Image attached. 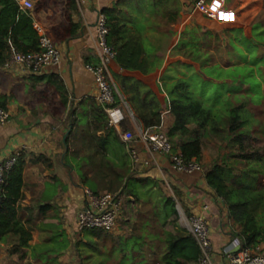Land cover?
<instances>
[{
	"label": "rangeland",
	"instance_id": "obj_1",
	"mask_svg": "<svg viewBox=\"0 0 264 264\" xmlns=\"http://www.w3.org/2000/svg\"><path fill=\"white\" fill-rule=\"evenodd\" d=\"M223 3L237 13L235 23H218L203 12L189 15L185 7L181 9L174 1V28H156V22L160 21L158 16L149 17L150 28H128V34H132L144 46L145 72H131L124 77H114L111 70L110 73L118 94L138 126L142 127V117L152 118V112L159 108L160 123L152 128L167 134L173 123L168 108L174 99H193L210 109L215 124L207 126L209 131L199 129L197 132L202 141L199 163L206 170L214 163H220L232 169L231 175L234 177L243 173L245 180L249 178L251 182L255 181L253 185L256 186L251 190V210L264 230L263 166L235 157L237 146L233 144L238 132L245 134L241 138L246 144L264 142V0H223ZM179 25L182 28H177ZM194 25L199 28H186ZM183 90L186 91L185 95H181ZM239 104L242 106L239 109L241 118L247 123L236 133H229V109ZM75 116L82 127L79 132L75 127L71 132L68 152L63 154L62 162L68 166L71 181L97 192H120L125 212L131 202L127 198L133 195L135 201L129 214L123 213L119 221V228L125 229L122 237H108L95 231H83L75 237L74 234L66 237L60 232L55 239H40L41 246L36 249L37 255L40 254L39 262L31 260L27 256L28 251L23 257H20L22 252L11 253V246L0 264H149L141 254L134 253L136 257L130 262L127 255L118 252L117 246L121 242L118 240L131 234L139 236L141 248L150 252L146 258L150 260L155 256L152 249L156 248L158 236L164 230L163 204L167 197L174 199L172 191L164 182L142 178L132 172L126 147H121L119 131L123 127L109 132L105 150H101L97 140L88 132L85 115L77 111ZM124 123L125 129L132 128L129 118ZM69 124L66 118L63 125L58 127V132L54 131L52 135L56 134L61 140ZM188 126L195 127L193 123ZM213 126L217 131L210 130ZM187 138L178 133L169 137L174 150H178V145ZM61 148L66 147L62 144ZM254 166L255 176H251L248 173ZM256 189L261 190L260 196H254L258 193ZM123 216L152 217L154 220L158 218V221L153 226L134 225L131 226L132 230H128L122 221ZM168 219L165 229H171L172 224L185 228L179 215L175 222L171 221L174 216ZM144 229L149 232L145 230V233ZM150 239L156 246L146 245V240ZM62 242L66 244L60 252L43 254L44 248H61ZM262 243L258 246L264 253Z\"/></svg>",
	"mask_w": 264,
	"mask_h": 264
},
{
	"label": "crops",
	"instance_id": "obj_2",
	"mask_svg": "<svg viewBox=\"0 0 264 264\" xmlns=\"http://www.w3.org/2000/svg\"><path fill=\"white\" fill-rule=\"evenodd\" d=\"M174 1L178 2L181 9L185 7L189 15L202 14L197 7L200 0H87L80 9L72 11V19L79 25L77 34L68 41L56 43L61 52L60 63L47 67L44 74L56 73L62 78L69 90L70 109L75 108L84 114L86 125H90V106L97 93L93 76L85 69V64L97 63L94 24L98 13L115 8L113 15L120 24L125 25L126 34L134 37L128 34V28H150L149 17L153 16L160 17L156 28H174ZM55 2L50 8L35 15L34 27L39 34L45 33L50 22L62 17L65 0ZM177 28H182V25ZM141 46L144 49L142 44ZM111 67L122 72L114 62ZM32 76L0 66V101H5L10 113L8 120L0 123V162L4 163L12 156L21 157L23 162L21 196L16 206L20 222L31 233L29 247L20 252L23 255L28 251L27 256L30 258L32 248L41 246L40 239H55L60 232L66 237L79 234L73 224V217L81 204L80 187L84 186L71 181L68 166L62 162L65 148L61 147L64 145L65 134L61 140L56 134L52 135L54 131L58 132V127L63 125L67 114L60 119L54 118L47 113L44 103L35 101L43 83L35 81ZM74 127L79 132L82 125L75 124ZM154 158L159 167L150 165L142 170L133 169L132 172L142 178L164 182L175 192L173 196L181 203L186 214L203 217L210 231L214 264H227L228 255L241 246L239 239L234 236L240 226L228 216L223 200L207 184L204 178L206 169L203 172L178 173L171 170L167 156L156 155ZM132 196L127 198L131 202H127L130 207L127 212L123 210L124 215H128L133 206L135 200ZM123 219L128 230H132L131 226L134 225L153 226L158 221V218L144 219L139 216H123ZM263 245L262 243L261 246ZM11 246L12 244L0 243V263Z\"/></svg>",
	"mask_w": 264,
	"mask_h": 264
},
{
	"label": "trees",
	"instance_id": "obj_3",
	"mask_svg": "<svg viewBox=\"0 0 264 264\" xmlns=\"http://www.w3.org/2000/svg\"><path fill=\"white\" fill-rule=\"evenodd\" d=\"M55 3V0H35L31 14L29 10L21 9L14 0H0V66L5 62L11 49L20 53L38 50L39 33L34 27L35 15L41 10L50 8ZM75 9V0H65L62 17L58 21H52L48 24L45 34L50 36L55 43H62L76 36L79 25L72 19V11ZM114 11L115 8L104 9L102 14L106 18L108 27L106 42L116 51L113 62L122 72H117L111 65L109 69L114 77H124L131 72L143 73L145 72L144 49L140 42L126 34L125 25L119 23L118 19L113 15ZM32 77L35 81L43 83V87L36 94L35 101L44 103L47 113L54 118L60 119L67 114L66 118L71 124V128L64 139L66 153L68 152L69 136L75 124H79L75 116L76 109H70L69 107V90L62 78L56 73L33 75ZM185 94L186 91L183 90L181 95ZM0 106L7 109L5 101H0ZM241 107L239 104L229 109L227 128L229 133H236L247 123V120L241 118L239 110ZM168 109L173 117V123L168 130L167 136L172 137L176 133L182 137L188 136L186 140L178 145V149L185 160L195 159L200 162L202 141L197 132L199 129L209 131L207 126L215 124L210 109L203 107L199 101L193 99H174L170 101ZM90 115L91 122L89 126L87 125L88 132L92 138L97 140V145H99L100 149L105 150L109 139L108 134L111 130L115 131V129L107 125L106 114L95 100L90 106ZM151 115L152 118L150 119L142 117L143 129H151L159 125V108L153 111ZM189 123H193L195 127L189 128ZM121 127H123L122 129L126 128L124 122L121 123ZM210 130L217 131V128L213 126ZM241 135L244 136L245 134L238 132L236 138L233 139V144L237 146L235 157L251 162L256 166H263L261 172L264 174V142L258 145L246 144ZM122 146L125 147L124 143L121 142ZM22 163L21 157L18 156L13 166L5 171V186L0 201V243L12 244L11 253H18L24 248H28V241L31 239L30 230L25 228L18 218V207L16 206L21 196ZM256 166L248 173L249 175L255 176L253 172ZM231 173L232 169L229 167L214 163L209 169L205 170L204 178L207 184L215 190V194L223 200L228 216L240 226V230L234 233V236L239 239L241 246H256L264 242V230L251 210L253 198L251 190L256 186L253 185L255 181L251 182L249 178L245 180L243 173L235 177ZM92 191L98 193L95 190ZM256 191L258 193L254 192V196H260L261 190L256 189ZM172 192L175 194L173 190ZM163 206L164 230L158 236V241L155 243L157 246L151 239L145 242L148 247L156 246V248L152 249L155 256L150 257L153 259L149 260L146 258L150 255V252H145L141 248L142 242L138 241L139 236L135 234L118 240L121 241L117 246L118 252L120 255H127L130 262H133L136 257L134 253H138L149 261V264H196L200 250L195 239L185 228L172 224L178 216L175 200L172 197H167ZM184 211L187 213L186 210ZM170 216H174L173 220L170 219L172 221L171 229H165ZM87 231L106 234L108 237L112 235L122 237V232L118 234L107 231L101 233L100 231L103 230L100 229ZM65 244L66 242H62L61 248L55 246L44 248L43 254L46 256L49 253H53V251L60 252L64 249ZM36 249L32 248L31 250L33 261L39 260L40 254L37 255ZM23 255H20V257H23Z\"/></svg>",
	"mask_w": 264,
	"mask_h": 264
},
{
	"label": "built area",
	"instance_id": "obj_4",
	"mask_svg": "<svg viewBox=\"0 0 264 264\" xmlns=\"http://www.w3.org/2000/svg\"><path fill=\"white\" fill-rule=\"evenodd\" d=\"M23 10L33 9L35 0H14ZM87 0H75L76 8ZM198 9L218 23H235L237 13L225 7L223 0H200ZM231 16V19L224 17ZM94 47L97 63L85 64V69L93 76L97 89L95 101L103 108L107 125L118 131L121 123L126 119L132 121L131 129L119 131V137L124 143L130 158L132 169L142 170L150 165L159 167L155 161L156 155L168 157L171 170L178 173L203 172L201 164L195 159L185 160L178 150H174L166 133L156 128L143 129L133 120L132 113L127 109L125 102L118 94L111 77L109 66L112 64L116 51L106 42L108 27L105 16L99 12L94 24ZM61 52L56 43L44 32L39 34L38 50L27 53L9 51L8 57L2 67L8 70L16 69L22 74L42 75L45 69L60 63ZM10 116L8 109L0 106V123H5ZM16 161L12 156L6 162H0V201L4 191V173ZM81 204L73 217V224L78 233L100 229L113 234L120 233L119 221L123 214V201L118 192L101 191L94 193L90 188L81 186ZM174 197V196H173ZM176 211L185 224V229L193 236L200 250L196 264H214L210 231L203 217L195 214H186L180 202L174 197ZM227 264H264V253L258 245L240 246L227 257Z\"/></svg>",
	"mask_w": 264,
	"mask_h": 264
},
{
	"label": "water",
	"instance_id": "obj_5",
	"mask_svg": "<svg viewBox=\"0 0 264 264\" xmlns=\"http://www.w3.org/2000/svg\"><path fill=\"white\" fill-rule=\"evenodd\" d=\"M180 1H183V0H180ZM192 7H193V5H192ZM32 10H33V9H29V11H30L31 14H32ZM64 45H65V44H64ZM70 128H71V124H69V128H68V130L66 131V133H65V135H64V139L66 138V136H67V134H68ZM63 141H64V140H63ZM64 145H65V144H64Z\"/></svg>",
	"mask_w": 264,
	"mask_h": 264
},
{
	"label": "snow or ice",
	"instance_id": "obj_6",
	"mask_svg": "<svg viewBox=\"0 0 264 264\" xmlns=\"http://www.w3.org/2000/svg\"><path fill=\"white\" fill-rule=\"evenodd\" d=\"M224 18H226V19H231V16H227V17H224Z\"/></svg>",
	"mask_w": 264,
	"mask_h": 264
}]
</instances>
